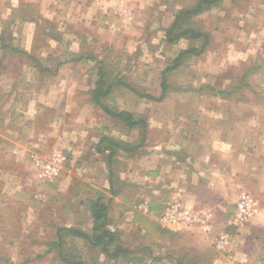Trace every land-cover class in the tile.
<instances>
[{"label":"crops","instance_id":"1","mask_svg":"<svg viewBox=\"0 0 264 264\" xmlns=\"http://www.w3.org/2000/svg\"><path fill=\"white\" fill-rule=\"evenodd\" d=\"M149 4L150 0H0V58L26 56L31 61L30 59L39 57L38 54L42 52L32 51L27 44L35 39L39 15L42 16L40 19H43L47 27V34L44 37L46 42H53L55 38L56 41L66 38L82 42L88 40V32H77L73 28L80 26L84 27V30L94 28L93 31L108 34L111 37L112 32H123L125 25L122 26L121 22L124 17H129V11L147 9ZM119 11H123V14L121 12L119 14ZM133 17L137 24L140 15L136 12ZM182 39L184 38L177 42H181ZM185 39L189 42L198 40V44L193 43L189 47L201 46L203 41L195 38ZM91 40L105 42L107 39L91 37ZM2 42L9 45L5 47ZM209 47L210 44L200 55L210 51ZM47 52L49 51L45 50L43 53ZM77 53H80L78 58L84 63L90 59L89 57L98 60L100 57L89 50L85 52L78 50ZM246 56L250 57L248 53ZM215 59H217L216 56ZM246 63L247 60H244L241 65L239 64L238 73L245 71ZM8 66L0 67L1 75L8 71L5 70L9 69L10 66ZM37 70L38 67L30 63L26 68H22L20 73H14V75H23L24 81L21 84L14 82L2 84L0 80V107L8 102L10 105L19 107L16 108L18 115L28 118L31 122L36 121V125L30 124L28 120L29 125H24L21 129L15 126L12 130L10 126L12 119L4 118L5 115L0 117V214L4 207L10 205L14 208L15 215L21 220V226L25 227L26 224L30 226L31 220L39 218V212L42 210L40 201L34 197L35 192L39 191L40 196L43 195L42 192L46 196L43 198L44 201L59 202L57 212L69 219V222H65L62 226L80 227L89 233L92 232L91 204L97 198L111 203L110 206L119 205L123 208L122 213L127 217L130 215L132 220L140 214L152 219L164 229L168 228L161 224L160 217L167 203L172 200L205 210L211 222L214 221L217 224H214L216 231L224 228L221 225L225 222H230L239 195L249 183L247 173L243 171L244 159L246 154L255 152L260 146L264 147L263 129L253 135L247 134L246 130L241 128L243 120L231 116L228 110L225 113H215L204 118L177 113L173 119L174 126L166 124L167 129H161L162 125L159 126L157 134L161 136V139L153 142L150 122L153 117L157 121H163L164 116L162 113L143 115L147 121V137L141 148L136 153L122 148L115 149L112 153L110 146L106 143L101 144L103 137L132 143L138 137V130L127 126L125 128V125L116 121L107 112L99 113L95 110L96 100L93 98V92L99 79V68L92 71L95 77H92L91 81L76 85L73 93L65 95L64 92L59 99L51 95L55 87H50L47 82H36L34 75L37 74ZM261 71H264V65L254 71L253 75ZM14 75L12 76L15 79ZM206 81L209 83V80ZM110 83L107 81L106 84L110 85ZM205 84L202 82L196 87L195 83H191L187 87L182 86V89L198 90ZM210 85H213L212 90L217 88L212 83ZM58 89H64V84H60ZM21 90L25 93L21 94ZM11 91L15 94L13 99L8 100L7 96ZM37 91H42L45 96L42 98ZM132 91V87L118 84L112 87L105 96L106 101L102 102L110 107L121 106L118 110L136 114L130 108L132 100L129 99L133 98L134 94ZM146 94L155 96L149 91ZM255 103L260 108L259 112L261 111V114H257L259 116L257 120L263 122L264 103ZM45 107H57V109L55 111L50 109L44 113ZM40 120L49 122L45 132H42L45 123L39 127ZM54 121L72 124H67V127L63 125L57 130L52 124L55 123ZM209 122L210 124H206ZM183 123L200 124L198 126L195 124L197 128L190 130ZM201 123H204L206 129H202ZM73 124L75 127H72ZM49 126L54 128L49 129ZM54 150L62 151L65 159L58 174L52 178H45L41 167L37 164L38 153H44L49 158ZM111 153L112 160L109 161ZM133 161L140 163L137 176L135 171L138 169L134 167V163L132 164ZM87 169L91 171L87 172ZM86 177L87 179H84ZM134 180L136 184L137 181L143 183L139 200L136 201L131 194H123L122 191L112 194L113 190L117 191L121 186L124 190L129 183L134 184ZM85 190L88 193H85ZM73 191H79L75 199L72 197ZM115 199L122 201L116 203ZM64 202L77 203V206L85 205L86 219L91 221V225H88L89 222L80 225L79 220L77 221L80 219V215L76 212L78 210L75 208L74 211L71 204L65 206ZM141 202L145 203L147 210L135 208L133 214L130 209L134 206L131 204ZM257 212L250 222L239 230V234H234L236 239L232 249L236 251L235 259L238 263H229L225 256L218 255L210 242L214 237L212 230L209 233L203 228L185 231L168 230L185 237L179 247L191 251L209 252L212 258L205 260L210 263L251 264L253 253H247L243 242L245 240L246 243L249 234L256 229H264V206H260ZM111 216L109 209L110 221ZM237 241L243 244L240 249H238ZM262 246L264 247V244ZM110 260L118 261L119 258H110Z\"/></svg>","mask_w":264,"mask_h":264},{"label":"rangeland","instance_id":"2","mask_svg":"<svg viewBox=\"0 0 264 264\" xmlns=\"http://www.w3.org/2000/svg\"><path fill=\"white\" fill-rule=\"evenodd\" d=\"M196 2L197 0H150L147 9L132 10L128 13L129 17H122L124 20H122L121 24L122 26L125 25L123 32H112L111 37L108 34L104 35V33L99 34V32L93 31L94 28L90 30H84L85 28L81 26L73 28L77 32H88V40L82 42L66 38L61 41H56L57 39L55 38L53 42H46L44 37L47 34V27L44 25L43 19H40L42 16L39 15L38 11L40 18L36 25V36L33 42L31 41L27 44L32 51L43 53L47 50L49 52L38 54L39 57L32 58L30 59L31 61L26 56L0 58V67L10 66H8L9 69H5L8 71L4 75L0 74L1 83L14 82L21 84L24 81L23 75H14V73H20L22 68H26L28 64L32 63L38 67L37 74L34 75L36 82H47L50 87H55L51 95L59 99L64 92L65 95L73 93L76 85L91 81V78L95 77L92 71L99 68V72L101 69L104 72L106 81L131 85L134 94L132 95L133 98L129 99L132 100L130 108L136 114L145 116L163 114V121H157L153 117L150 122L152 127L150 133L153 135L151 138L153 142L161 139V136L157 134L159 126L162 125L161 129H167L165 127L166 124L171 127L172 125L174 126L173 119L177 113L198 115L204 118L215 113H225L228 110L231 116L243 120L241 128L246 130L247 134L251 133L253 135L260 129L264 130V121L258 122L257 120L259 117L257 114H261V111L259 112L260 108L255 103H264V71L249 76V82H247L249 85L247 86L242 85L241 78L237 79V77L241 76V73L237 72V68L244 60H247L246 66L255 62L264 65V0H228L226 3L213 6L193 17L190 24L194 28L210 33V51L204 55H188L178 67L166 71V95L162 99L163 101L144 96L148 91L153 93L155 97L160 96L162 88L160 87L161 78L164 70L172 65L173 60L182 49L189 47L193 43L198 44V40L189 42L185 38L179 43H168L166 41V30L173 22L175 14L182 7H193ZM120 12L122 13L123 11H119V14ZM136 12L140 15V18H138L139 22L136 20L137 24H135L133 17ZM91 37L106 38L107 40L105 42L103 40H100L101 42L93 41ZM75 50H79V52L89 50L92 54L96 53L99 55V60L89 57L90 59H87L84 63L78 58L80 53L74 52ZM246 53L250 57L246 56ZM215 56L217 59H215ZM14 68L15 70H12ZM12 75L16 76V78L14 79ZM11 77L12 79H10ZM206 80H209V83ZM202 82L206 84L201 89H182V86L185 85L187 87L191 83H195L196 87H198L199 83ZM62 83L64 84V89L59 90L58 88ZM211 83L214 84V87H217L214 88V91L211 88L213 86L210 85ZM228 85H233L232 87L236 88L223 93ZM222 90L223 92H220ZM24 93L25 91L21 94ZM37 93L41 94L42 98L45 96L42 91H37ZM14 94L11 91L7 99H13ZM102 99L103 102L106 101L105 97ZM178 101L183 102V104L181 105ZM95 102V110L99 113H104L105 111L101 104L97 101ZM112 107L121 108V106ZM16 108L19 107L13 104L10 105L8 102L0 107V117L5 115L4 118L12 119L10 125L12 130L15 126L21 129V127L29 125V123L36 125V121L32 120L31 122L28 118L18 115ZM50 109L55 111L57 107H45L43 112L46 113ZM254 118L256 120H252ZM28 120L30 121L29 123H27ZM54 122L52 124L53 126L55 125L57 130L63 125L67 127V124H72ZM43 123L45 122L40 120L39 127ZM48 124L49 122L44 124L42 132H45ZM183 124L187 125L188 129L193 130L200 123ZM201 124L202 129H206L204 123ZM206 124H210V122ZM53 126H49V129L54 128ZM72 127H75L74 124ZM257 149L253 153L246 154L244 159L245 169L243 171L247 173L249 183L239 195L230 222L222 224L221 226L224 228L221 230L217 229L218 231L215 230L217 224L214 221L210 222L211 230L215 237L221 232L230 235V242L225 249H218L212 244L218 255L222 254L223 257L225 256L229 263H238L235 259L236 251L232 249L236 239L235 235L250 222L253 216L256 215L255 213H258L260 206H264V147L260 146ZM38 154V158H47L44 153L39 152ZM139 161L132 162L134 167L138 169L135 171L136 176L139 175ZM86 171L89 172L91 170L87 169ZM84 179H87V177ZM142 184L141 181H137L136 184L134 180V184L131 185L129 183V185L125 186V192L122 186L120 189L123 194H131L137 201L141 198ZM39 193V191H36L34 197L40 201L39 205L42 210L39 212V218L31 220L30 226L25 222L24 224L27 226H21L22 222L15 215V210L12 206L9 205L3 208L0 214V264H68L60 260L57 252L58 247L55 246L54 242L57 237V229L65 222H69V219L63 217L64 214L57 212L56 208L60 205L59 202L44 201L43 198L46 196L43 192L44 196H40ZM85 193L88 192L85 190ZM36 194L38 195L35 196ZM78 195L79 191L72 192L74 199ZM245 196L252 199L253 214L244 225L236 227L231 224V221L238 203ZM121 201V199H115L114 202ZM68 204H71L70 206L73 210L75 208L78 210L76 212L80 215V219H77V221L79 220L78 223L80 225H85L86 222H89V226L91 225V221L86 219L85 205L77 206V203L64 202L65 206ZM140 204L145 205L143 202L131 204L134 208H129L130 211L134 214L135 208L140 210ZM122 212L123 208L119 207V205L110 206L112 216L108 227L116 231L119 241L130 251L127 254L130 257L129 260L126 259L127 257H120L118 261L110 260L113 257L101 249H93L88 242L79 237H68L66 239L67 251L81 256L86 261V264H181L180 258L182 256L188 262L187 255H191L189 250L173 247L169 241H164L158 235L145 228L142 221L134 222L135 220H132L130 215L127 217ZM81 213L84 216H81ZM249 235L246 241L247 244L245 240L243 242L245 249H247V253H253L252 259L260 264L264 260V247L262 246L264 244V229L258 228ZM239 243H237L239 245V247L237 246L238 249L243 245ZM111 249H113V246H111ZM188 264L213 263L204 259L200 261L193 260Z\"/></svg>","mask_w":264,"mask_h":264},{"label":"trees","instance_id":"3","mask_svg":"<svg viewBox=\"0 0 264 264\" xmlns=\"http://www.w3.org/2000/svg\"><path fill=\"white\" fill-rule=\"evenodd\" d=\"M227 1L228 0H197L196 4L193 7H184L175 14L173 22L166 30V41L168 43H176L181 38H195V39H202L203 40L202 44L201 46L198 47L192 46L182 50L178 54V56L173 60L172 65L167 67L166 70H164L161 80L162 92L159 97H155L149 94H145V95L143 94L144 96L156 100H162L166 94V74H165L166 71L178 67L182 63V60L185 59L188 55H200L207 49V47L211 42L210 33L202 29L194 28V26L190 24V21L196 15L210 9L213 6H218L223 3H226ZM2 45L7 47L9 44L2 42ZM262 66L263 65L259 62H255L250 65L247 64L245 71L241 73L240 74L241 76L237 77V79L241 78V82H243L242 84L243 86L249 85L247 83L249 82L248 77L251 76L254 71L258 70V68H261ZM104 76L105 74L104 72H102L101 69V71L99 72V79L97 80V86L93 92L94 100L99 102L103 110L107 112L109 115H111L116 121L125 125V128L127 126L128 128L137 129L138 137L132 143H126L119 139L103 137L101 139V144L106 143L107 146H110L112 148V153L114 152L115 149L117 150L118 148L126 149L136 153V151L139 150L141 146L145 143L147 137V121L143 117V115H136L126 110H118L102 102V98L109 93L112 87L118 84H123L128 88H131L130 84L122 83V82L110 83V85H108L106 84L107 81L106 78H104ZM232 86L228 85L225 87L224 92L223 90L220 92L227 93L231 90H234L236 87L234 88ZM112 153L110 155L109 161L112 160ZM112 192H113L112 194H117L121 192V189H118L117 191L113 190ZM109 209H110L109 202H103L100 198H97L96 200L92 201L91 204L92 232L91 233L87 232L86 230L80 227H74V226L71 227L61 226L57 229V234H56L57 237L55 239L54 244L56 247H58L57 252L61 261L68 264H86V261H84L81 256H78L77 254L69 253L67 251L66 239L68 237H79L85 240L86 242H88L92 247L101 249L103 252H105L106 254L110 255L113 258L127 257L126 259L128 260L130 259V257H128L127 255L128 253H130V251L126 247H124L123 244L119 241V237L116 231L108 227L110 223ZM135 220L142 221L145 228L150 230L153 234L158 235V237L163 239L164 241H169L170 244L174 247L178 248L180 244L183 242V240H185V237L182 234L172 232L168 229H164L158 223H156L150 218L143 217L140 214H137ZM111 246H113V249H111ZM189 251L191 252V255H187L188 262L184 260L185 257L182 256L180 258L181 264H188L190 261L193 260L200 261L203 259L212 258L211 257L212 255L209 252L191 251V250ZM251 264H255V261L252 260Z\"/></svg>","mask_w":264,"mask_h":264},{"label":"built area","instance_id":"4","mask_svg":"<svg viewBox=\"0 0 264 264\" xmlns=\"http://www.w3.org/2000/svg\"><path fill=\"white\" fill-rule=\"evenodd\" d=\"M65 159L64 154L60 150H54L49 158H38L37 164L41 167L42 175L45 178H52L60 171L61 165ZM140 209L147 210L146 205L140 204ZM253 214L252 199L248 196L238 203L236 212L231 224L240 227L244 225ZM162 224L173 231L193 230L203 228L206 232L211 231V219L205 210L183 205L181 202H168L161 214ZM230 235L225 232L214 236L210 242L218 249H225L229 244ZM264 264V260L262 263Z\"/></svg>","mask_w":264,"mask_h":264}]
</instances>
